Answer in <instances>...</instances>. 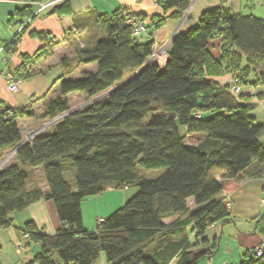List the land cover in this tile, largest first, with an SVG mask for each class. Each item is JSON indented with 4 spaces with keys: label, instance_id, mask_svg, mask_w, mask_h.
Returning <instances> with one entry per match:
<instances>
[{
    "label": "trees",
    "instance_id": "16d2710c",
    "mask_svg": "<svg viewBox=\"0 0 264 264\" xmlns=\"http://www.w3.org/2000/svg\"><path fill=\"white\" fill-rule=\"evenodd\" d=\"M190 1L157 0V4L164 12L174 9L170 17L180 19ZM35 11L30 6L17 9L18 24ZM128 16L145 23L143 17L123 9L99 15L103 37L73 57L59 58V95L47 100L40 119L61 117L35 132L30 142L21 144L18 121L33 118L31 106L0 107V160L14 150L12 161L0 166V229L13 225L12 213L40 200L53 204L60 222L53 235L41 232L33 221L18 228L30 243L39 244V252L25 264H94L100 253L105 264H170L173 259L174 264H198L219 247L218 238L209 245L206 229L232 222L228 204L217 199L222 190L219 173L225 171L221 178L242 174L264 178V145L259 142L263 126L249 114L254 105L240 103L229 92L230 85L221 86L214 79L230 74L240 88L255 87L257 82L249 77L258 72L259 85L264 83V18L253 14L231 13L223 7L205 10L194 27L171 39L163 67L151 63L105 97L68 112L67 94L96 97L122 83L151 57L155 43L148 24V40L140 41V34L134 35L126 23ZM25 28L3 49L14 51ZM29 36L45 45L33 56H23L22 64L11 71L21 81L33 77L36 60L50 54L49 35L31 31ZM215 36L221 38L218 59L209 50ZM89 63H94L92 70L72 76L76 65ZM189 134L204 137L193 145L186 142ZM138 167L161 173L146 179ZM36 168L43 172L47 191L28 186ZM130 186L137 189L132 197L99 219L95 230L84 228L86 198L109 187ZM172 217L176 218L163 222ZM187 226L194 241L187 234L171 238L185 233ZM254 248L238 264H264V243L261 256Z\"/></svg>",
    "mask_w": 264,
    "mask_h": 264
},
{
    "label": "crops",
    "instance_id": "0c3cea01",
    "mask_svg": "<svg viewBox=\"0 0 264 264\" xmlns=\"http://www.w3.org/2000/svg\"><path fill=\"white\" fill-rule=\"evenodd\" d=\"M45 3L53 1V4L39 11L30 19L22 20L25 24V30L20 33L16 42L14 51L7 52L3 49L5 43L13 37L21 25L18 24L20 17L15 16L17 9L30 6L32 11L38 9V3H29L21 0H0V107H25L31 106L33 118H24L18 121V124L24 123L31 128V132H38L39 120H34L44 113V106L48 99L59 95L58 82L56 80L62 75V70L58 65L61 56L73 57L75 52L83 48H91L96 41L104 35V30L98 19L99 15L109 16L112 12L123 9L127 13L143 17L148 24V34L154 41V48L164 46L167 48L171 39L178 33L187 31L197 24L198 18L202 12L213 7H223L231 13L243 14V7L247 3L244 0H196L185 19L171 18L170 14L174 9L164 12L157 4V0H43ZM41 1V2H43ZM259 0H257L258 2ZM264 7V5H262ZM246 14H252L250 11ZM245 15V14H244ZM254 15V14H253ZM156 19L152 20V17ZM256 16V15H255ZM258 17H261L258 15ZM9 20L12 22L9 24ZM43 32L49 35L50 54L36 60L32 70L35 75L29 79L21 81L16 92H11L7 88V82L3 74L13 71L23 62V56H33L45 43L37 38L29 36V32ZM148 40L147 34H145ZM221 38L213 37L209 42V50L216 59L221 56ZM166 59V57H165ZM31 66L29 65H26ZM26 67V68H27ZM94 68V63L76 65L75 76L82 71H89ZM77 72V73H76ZM215 81L221 85H231L232 77L230 74H223L214 77ZM249 80L257 82L255 87L245 86L241 88L239 94L235 95L238 101L244 105H254L249 111L250 116L255 123L263 126V131L259 136V142L264 145V108L256 107L255 100L262 94V85H259V73H251ZM70 94H67V98ZM42 114H36L32 107H41ZM20 127V126H19ZM38 128V129H37ZM204 136L199 134H189L186 137L188 144H197ZM193 139L188 142L187 139ZM198 138V140H196ZM11 155V152H9ZM8 154V155H9ZM13 154V153H12ZM7 155V156H8ZM12 159L6 162H10ZM41 174L44 180L43 172L40 168L33 169L31 180L28 186L37 185L43 191H47L45 180L43 185L37 183L35 174ZM225 173L222 171L217 178L221 180L222 190L217 199L223 200L228 204L232 222L218 225L214 231V238H218L219 247L217 252L209 258L203 259L198 264H220L215 262V258L221 256L222 261H228L230 264H238L247 250L263 242L262 234L264 232V205L260 200L264 197V178H250L247 174H242L238 178H221ZM34 174V175H33ZM118 189L107 188L103 193L88 197L91 198L90 208H93L91 216L87 218L83 213L82 204V222L85 229L95 230L97 220L106 217L114 209L122 206L125 201L124 193ZM106 196L110 200H117L114 206L109 205ZM87 198L83 201L86 202ZM106 204V211H94L101 204ZM95 206V207H94ZM189 208H193L192 199L188 200ZM12 226L0 229V263L14 264L11 257L19 254L15 250L12 241H19L20 238L26 240L27 246H30V254L24 261H29L39 252V244L30 243L26 236L18 232L27 221L35 222L37 228L47 234L53 235L60 227V222L55 214L53 204L47 200H40L21 212L12 213ZM184 216H181L182 219ZM176 217L166 218L164 223H169ZM190 227V226H187ZM186 227V228H187ZM208 227V228H209ZM186 235L175 234L171 238L178 240ZM188 237H190L188 235ZM15 243V242H14ZM11 254V256H10ZM17 258V257H16ZM16 260V259H15ZM173 259L170 264H174ZM22 261L21 264L26 262ZM226 263V262H224Z\"/></svg>",
    "mask_w": 264,
    "mask_h": 264
},
{
    "label": "rangeland",
    "instance_id": "374dc122",
    "mask_svg": "<svg viewBox=\"0 0 264 264\" xmlns=\"http://www.w3.org/2000/svg\"><path fill=\"white\" fill-rule=\"evenodd\" d=\"M245 1L247 3V6L245 5L243 7V10H244V11H242L243 14H246V13H248L250 11L252 14H254L256 16L259 15V16H261V18H264V7L262 5H259L258 2H257V0H245ZM24 26H25V24L21 25L19 27V30L13 36H15ZM137 38L140 41H144L146 39L145 33L144 34L143 33L140 34ZM11 39H9V40H11ZM166 48H167V44L164 45V46L156 47L154 49L153 53H156L157 51H161L162 54H163L162 55V57H163L162 62H160V61L158 62V60H159V58H158L156 62L152 61L149 64H151V63H157L160 67H163L164 66V63H165V57H166V51H167ZM72 76H75V71L72 73ZM76 77H78V76H76ZM102 94H104V93H102ZM102 94H100V95H98L96 97L87 99L86 96L83 93H80V92L70 93V95L66 98V100H67V102H68V104L70 106V109L69 110L70 111H74V110L81 109L84 106H86L87 104H89L90 102H93V101H95V100H97L99 98H103V97L106 96V94L105 95H102ZM261 96H262V94H261ZM32 109L34 110V112H36V114L41 113L42 110H43L42 109V106L41 107H32ZM205 116H208V115H205ZM60 117H57V118L52 119V120H47V119L41 120L40 119V116H39V117H37L34 120H39L40 121L36 125H39V127H38L40 129L39 131H42V130L48 129L52 125V123H54V121L56 122ZM147 120H148V118L145 119V121H147ZM19 126H20V130H21L22 140L24 139L25 134H30V133H33L34 132V131L31 132V130H32L31 128H34V126L29 127L28 125H25L24 123H21V122H20ZM196 140H198V138H196ZM187 141L188 142H193V139L188 138ZM9 152H11V151H9ZM9 152L5 153L4 156L2 157V159L0 160V166L3 165L4 163H6V161H9L10 159H12L13 154L11 153V155H10ZM138 169H139L140 174L144 178H146V179L155 178L156 176H158L161 173V170L160 169H145V168H142V167H138ZM35 178H37L36 179L37 183H40V185H43V183H44L43 181L44 180H43V177L41 176V174L36 173L35 174ZM117 191L124 193V198H125V201H126L128 198L132 197L136 193L137 189H136L135 186H130L128 189H122V190L121 189H118ZM105 197H106V199H107L106 201H108L107 203L109 205H113L114 206L117 202H119V199H117L115 201L114 199L113 200L108 199L107 198L108 196H106V195H105ZM124 202L122 204H124ZM90 203H92L91 198H87V201L82 203V204H84L83 205V213H84L85 216L87 215V218L90 217L91 216L90 213L93 212V208H90L91 207L90 206ZM105 205L104 204H101V206L96 207V209L94 211H100V212L106 211V208L103 207ZM16 213H18V212H15V214ZM98 221H99V219L97 220V224H98ZM217 227H218V225L213 226V227H209V228L206 229V232H205L204 237L208 239L209 245H210L212 239L214 238L215 234H217L214 231L215 228L217 230ZM186 234H187V236L188 235L190 236V238L192 239V241H194V237L191 235V229H190V227H187L186 228ZM12 244L14 245L13 248L15 250H17V252L19 254H17V256H16L17 258L15 256H13V254H12V256L10 254V256L13 258L14 264H21V262L25 260V257L29 256V254H30V246H27L26 240L24 238H20L19 241H12ZM222 258H221V256H220V258L219 257H216L215 258V262L220 263V264H224V262H226V263L228 262V261H222V260L225 259V258L224 259H222ZM24 262H27V260L24 261ZM94 264H105V256H104L103 253H100L98 259L96 260V262ZM227 264H230V263H227Z\"/></svg>",
    "mask_w": 264,
    "mask_h": 264
},
{
    "label": "built area",
    "instance_id": "2783aa9c",
    "mask_svg": "<svg viewBox=\"0 0 264 264\" xmlns=\"http://www.w3.org/2000/svg\"><path fill=\"white\" fill-rule=\"evenodd\" d=\"M195 1L196 0H191L190 1L185 13L182 16V19H185L188 16V14H189V12H190V10H191V8H192V6H193ZM38 4H39L38 5V9H36L34 15H36L39 11L43 10L47 6L53 4V1H50L49 3H45L43 1V2H39ZM258 4L259 5H264V1L263 0H259ZM126 23L131 25L134 35H139V34H142V33H146V26H145L144 22L139 21V20H137L135 18H132V17L128 16L126 18ZM157 52H159V51H157ZM157 52L156 53H152L151 62L152 61L156 62L157 59L159 58V55H158ZM158 62H159V60H158ZM3 76H4V78H5L6 82H7V88L11 92H16L18 90V88H19V84L21 83V80L20 79H15L11 73H5V74H3ZM262 90H263L262 91V96L258 97L255 100L254 104H255L256 107L264 108V83L262 84ZM240 91H241V88L236 84L235 81H232V83L230 85V88H229V92L232 95H237V94L240 93ZM34 134H35V132L30 133V134H25L24 139L21 141V144L30 142ZM260 202H261L262 205H264V197L261 198ZM262 238H263V242L261 244L257 245L254 248L256 256H261L262 255L263 243H264V233L262 235Z\"/></svg>",
    "mask_w": 264,
    "mask_h": 264
},
{
    "label": "water",
    "instance_id": "95a60500",
    "mask_svg": "<svg viewBox=\"0 0 264 264\" xmlns=\"http://www.w3.org/2000/svg\"><path fill=\"white\" fill-rule=\"evenodd\" d=\"M151 62V58H148L147 60H146V62L144 63V65L140 68V69H138L134 74H132L130 77H128L127 79H125L122 83H120V84H118V85H116V86H114L112 89H110V90H108L106 93H104V94H102V95H108V94H110L112 91H114L115 89H117V88H119V87H121L122 85H124L125 83H127L129 80H131L134 76H136L141 70H143L149 63ZM68 112H72V111H68ZM14 152V150H12V152L11 153H13Z\"/></svg>",
    "mask_w": 264,
    "mask_h": 264
},
{
    "label": "bare ground",
    "instance_id": "6f19581e",
    "mask_svg": "<svg viewBox=\"0 0 264 264\" xmlns=\"http://www.w3.org/2000/svg\"><path fill=\"white\" fill-rule=\"evenodd\" d=\"M157 53H158V55H159V61L162 62V59H163V57H162V55H163L162 52L159 51V52H157Z\"/></svg>",
    "mask_w": 264,
    "mask_h": 264
}]
</instances>
